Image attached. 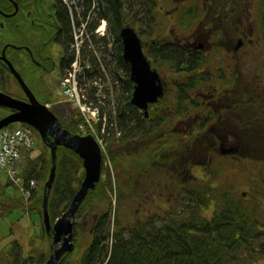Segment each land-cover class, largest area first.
Masks as SVG:
<instances>
[{"label": "trees", "instance_id": "obj_1", "mask_svg": "<svg viewBox=\"0 0 264 264\" xmlns=\"http://www.w3.org/2000/svg\"><path fill=\"white\" fill-rule=\"evenodd\" d=\"M92 3L102 7L103 14L111 22L112 32L110 31L108 40H113L114 53H109L106 44H103L99 51L95 50L93 40L96 38L90 25L91 39L85 36L82 51L79 54L80 64L83 66L80 78L82 82H85L94 76H101L106 81L107 76L101 71V69L104 71L106 67L112 74L116 73L114 71L116 66L121 72L118 77L109 76L110 80L115 77L119 78L117 81L111 80L110 87H114L117 83L124 89L121 101L116 105V118L119 125L109 126L107 124V134L104 136L106 147L114 163L118 186H113L111 171H108L105 180L100 179L96 187L90 189L76 213V247L73 251L66 253L59 264H254L256 260L264 256V224L262 225L260 219L256 217L264 208V198L260 196L261 192L264 193V186L258 188L256 196L251 193L250 198L243 193H238L233 186L216 184L211 174L216 170L221 171L217 163L224 161L235 165L237 162L219 155L220 149L215 150L219 143H215L212 133L206 130L207 121L203 116L200 117L199 123L196 121L189 131L185 132L169 123L171 120H169L168 113H165L163 117L159 116L157 107L150 106L148 115L131 101L133 87H128L125 77L129 76L130 67L123 56V41L120 34L121 28L125 25L127 11L122 9L120 4H116V8L122 10L111 17V0H92ZM139 6V0H130L127 4V8L135 16H138ZM260 18L264 36V0ZM68 21L71 24L72 33L66 44L67 51H69V61L66 67L75 58V52L71 50L74 26L81 25V20L77 15L72 16L71 14V19L68 18ZM91 24L95 26V22L91 21ZM191 63V61L188 63V68H191L190 73L184 78H179L180 89L177 93L179 117L188 109L186 101L189 94L187 88L182 87L191 86L194 79L190 77L196 76L198 72L197 66ZM196 63L194 61V64ZM185 71V68L180 69L179 74L184 75ZM205 78L201 75L197 84L204 85L202 81ZM224 81L229 82L226 78ZM96 97L92 91L91 98L95 104L100 105L102 111L100 120L95 123L100 130L104 116L107 117L108 122L111 121L110 124L114 122V118L111 114L106 115L108 113L106 99L103 97L102 101L96 102ZM204 109V106L194 105V111L197 113L202 114ZM8 111L6 107H0V118ZM210 113L211 111L207 114ZM60 118L64 126L73 133H84L79 127L80 117L76 116L75 112L68 114L66 118ZM160 125L162 127L159 129ZM117 126L122 131V134H119L121 136L118 137L116 135ZM157 129L159 131L162 129L165 134L158 144L147 145L141 151L138 149L133 153L130 151L131 155L127 154L129 143L146 138ZM258 133L261 138H264V127L262 132L258 131ZM40 143L39 151L35 155L31 154L32 149L28 150L29 152H23L29 159L20 172L23 184L28 186L32 179L37 181V188L32 190L30 198L25 199L23 195L16 198L8 194L3 184L0 187V217L6 216L18 202L21 206H26L31 216L37 217L40 222L42 234L40 243L36 245V237H34L31 247L27 253H24L22 243L18 239L13 240L10 246L1 250L0 264H46L50 250H46L45 245H49V249L52 246V233L47 232L43 219L44 188L52 165L51 149L41 138ZM257 144L253 148L254 157L250 156L253 161H258L261 157L264 160V140ZM193 152L209 153L213 159H217V163L214 162V165L210 163L211 166L207 167L210 170L205 172L209 174L205 183L185 184L175 180L170 172H166V169L175 163L177 166L180 164L187 171L192 167L191 164L202 165L201 160L194 161ZM246 157L248 156H243V158ZM145 158L146 164L143 160ZM132 160H137L138 163L135 164ZM152 162L162 165L161 175L167 186L155 187L157 190H151L149 196L154 197L158 191L167 199V203L158 212L142 218L137 214V205L134 203L141 202L147 190L146 186H139L138 181L135 180L139 179L137 176L140 166H147ZM241 164L242 162L240 166ZM154 166L155 164L152 167ZM132 168L134 169L129 176V169ZM84 175L85 170L80 155L73 149L60 145L57 173L49 195V212L53 222L71 203ZM133 183L137 186H133ZM7 184H13V182L9 179ZM114 188L116 190L113 213L115 224L112 228L113 197L110 192ZM106 202L109 206H105ZM131 208H135L136 217L130 213ZM209 209H211V215L206 213ZM87 222L90 223L89 228L84 226Z\"/></svg>", "mask_w": 264, "mask_h": 264}, {"label": "flooded vegetation", "instance_id": "obj_2", "mask_svg": "<svg viewBox=\"0 0 264 264\" xmlns=\"http://www.w3.org/2000/svg\"><path fill=\"white\" fill-rule=\"evenodd\" d=\"M75 1V5L70 7L63 0H0L1 90L25 100L29 99L13 72L8 62L10 61L22 76L25 72L31 79V83H29L24 78L37 98L44 103L51 102L50 98L54 96L52 74L55 70L62 74L69 61V51H67L66 44L72 29L68 18L71 19L73 13L79 17L81 24L86 22L88 30L90 25L93 28L96 38L93 40V44L96 51H99L102 45L106 44L109 53H114L113 40H108L111 22L103 14L102 7L92 3V0ZM129 1L111 0V17L117 15L122 9L127 11L125 25L130 23L137 28L143 39L144 51L152 59L153 65L163 59L168 61L176 59L181 63L175 70V75L164 72L160 68L166 92L159 101L151 103L149 109L150 106L157 107L158 115L162 117L165 113L175 109L176 116L170 117L169 120L174 122L175 128H181L185 132H188L191 125L195 124L196 121L199 123L200 117L203 116L207 121L206 125L211 124L212 126L214 124L209 131L212 133V139L215 143H219L215 150L220 149L222 143V148L229 146L236 148L235 151H228L224 154L220 153L219 150V155L235 160L236 165L239 166L243 156L254 157L253 148L259 142L258 137L260 135L258 130L253 127L245 129L241 126L239 111L244 102H264L263 89L260 87V83H256L253 87H248L249 89L241 92L236 88L237 70L232 71L234 68L233 60L240 59L244 48L249 46V42L255 41L254 34L255 31H258L252 25L250 15L243 13L247 0H202V5L201 0H172V6L168 7L160 5L161 0H139L138 16L133 15L127 8ZM158 3L159 5H157ZM116 4H120L122 9L116 8ZM216 4L217 6H215ZM157 6L159 7L156 10ZM212 8H215L213 13L211 12ZM234 13L235 16L229 20L228 17ZM166 14L174 17V25L179 26V31L174 33L172 30L173 35L171 36H162L159 33L155 37L152 36L156 28L165 26L162 17ZM101 17H107L108 27L104 34L99 35L97 27ZM256 17H260V10ZM184 19H188L187 22ZM220 20H222L221 25L219 24ZM91 21L95 22L94 27ZM218 24L219 29H217ZM148 25L151 26V30L146 27ZM186 31L189 32L186 33ZM211 35L215 36L216 39H211ZM239 43L241 45L237 47ZM81 51L82 46L80 53ZM214 53L222 54V58L227 63L218 78L214 76L212 71ZM67 54L68 56H66ZM70 54L72 53L70 52ZM98 54L100 55V53ZM125 61L130 67V74L129 76L126 75V84L130 88L133 87L134 90L135 81L131 77V66L126 59ZM189 61L192 62L191 65L197 66L198 72L196 76L190 77V79H194L191 86L182 87L187 88L189 94L186 104L189 110L187 109L179 117L178 108H173V106L177 105V93L180 89L179 78H184V75H188L191 71V68H188ZM194 61L197 63L194 64ZM183 68L186 69V74H178L179 70ZM101 71L110 76L116 75L118 77L121 75L117 66L114 68L116 72L114 74L108 67L104 68V71L101 69ZM201 75L206 77L202 81L204 84L202 86L197 84ZM224 78L228 79L229 82H225ZM251 94L254 97H250ZM194 105L204 106V112L202 114L195 112ZM1 107L9 109L5 115L11 112V108L7 106ZM51 108L59 117L66 118L67 115L65 116V110L62 107L56 108L55 103H51ZM140 110L145 111L142 108ZM209 111L211 113L207 114ZM161 127L162 125L159 126V129ZM240 129L251 130V134H240ZM206 155L207 158L200 161L202 163L200 167L203 175L209 177V174H205V172L210 170L207 167L212 161L211 157H208L210 154ZM191 165L192 167L187 172L192 177L193 170L197 166ZM193 175L195 176V173Z\"/></svg>", "mask_w": 264, "mask_h": 264}, {"label": "rangeland", "instance_id": "obj_3", "mask_svg": "<svg viewBox=\"0 0 264 264\" xmlns=\"http://www.w3.org/2000/svg\"><path fill=\"white\" fill-rule=\"evenodd\" d=\"M171 1L172 0H161L160 5L161 4L165 5V7L172 6ZM262 1L263 0H251V1L247 0L246 1L245 10L243 13H245L246 15H250V17L252 18V25L254 26L255 29H258V31H255V34H254L255 41L249 42V46L245 47L243 50V53H241L240 59L237 61L233 60L234 68H232V71H234V69L237 70L236 76L238 77V79H237L236 88H238L241 92L245 91L246 89H249L248 87L250 88L253 87L256 83H260V87L263 89L262 95H264V36L262 34L261 18L256 17L258 15V11L261 10L262 8ZM157 5H159V3ZM201 5H202V0H201ZM215 6H217V4ZM158 7L159 6H157L156 10L158 9ZM214 11H215V8H212L211 12L213 13ZM155 14H159V13H155ZM234 16H235V13L233 15H230L228 19L231 20ZM190 17L192 16L190 15ZM162 19H163L165 26L162 28H156L155 33H153L152 36L155 37L158 33L162 36H171L173 35L172 30H174V33L179 31L178 29L179 26L177 24L174 25L175 23L174 17H172L169 14H166L162 17ZM184 20L187 22L188 19H184ZM221 21L222 20L219 21L220 25H221ZM219 24H218L217 29L220 28ZM146 27H148L151 30V26L148 25ZM188 32L189 31H186V33ZM210 38L216 39V37L213 35H211ZM214 57L215 59L213 62L212 71L214 73V76L218 78L220 76V73L223 71V68L227 66V63L222 58V54L220 53H214ZM154 65L157 68H159V70L161 68L163 69L164 72H170L172 75H175L176 74L175 70H177V68L181 65V63L177 61L176 59L171 60V61L163 59L160 62H155ZM60 75H61V72L57 70H55L52 74L54 81L53 79L51 81L53 82L52 89L54 92L53 93L54 96L53 94H50L53 97L50 98L51 102L49 103L51 104V103L56 102L55 103L56 108L62 107L65 110V116L68 114L74 113V112H75V115L77 116L79 115V112H78L79 110L73 107L70 104L71 103L70 101H66L67 98L61 90ZM23 76L27 82L31 83V79L26 75L25 72ZM118 79L119 78L115 77L114 79H111V80L117 81ZM114 87L112 86L110 88L111 93H109L107 97H105L106 110H108V113L106 111L105 112L107 113L106 114L107 116L111 114V116L115 120L116 113H117L116 105L117 103L121 101L122 93L124 92V89L120 87L117 83L114 84ZM250 97H254V95L251 94ZM173 108L177 109V105L173 106ZM239 113H240L239 117L241 119V126L243 128L249 129L250 127H253L256 130L262 132L263 127H264V102L263 101H261L260 103H254V101L244 102ZM168 114L170 117H175L177 112L175 109H173V111L169 112ZM105 117L106 116L102 118L103 123L107 121V124H110L109 122L111 121L108 122V120H106ZM169 123L171 125L174 124V122H169ZM13 124L16 125L18 124V122H15ZM112 126H113V123H112ZM82 131L84 133L88 132L86 128L82 129ZM97 132L102 134L103 136L105 134V130L103 129L100 131L97 130ZM38 133L39 131L35 130V133L33 134L34 140H33V144H31L32 146L31 154L32 155H35L39 151V147L41 146L40 138L42 139V137L40 133L39 134ZM240 134H243V135L251 134V130L240 129ZM164 135L165 134L163 133L162 129L160 131L159 129H157L156 132L147 136L146 138L129 143L128 144L129 147H127L126 152L128 155H131V152L133 153V151H136L138 149H140L141 151V149L145 148L147 145L153 146V144H158L160 139H162ZM258 138H259V143H261L262 142L261 136H259ZM105 151H106V156L104 158L105 167H104L101 180L104 181L105 178L108 176V171H111L113 186H118L117 179L115 177L116 171H115L112 157L109 154L108 148H106ZM192 155L195 158L194 161L196 162L198 160L203 161L205 158H207V155L201 152L200 153L193 152ZM208 157H211V156L209 155ZM262 158L263 157H261V159H259L258 161H253V159L250 156H248L241 160L242 164L241 166H239V165H236V163L234 165L233 163H226L224 161H221V163L218 164L217 159H213L211 157L212 164L216 162L221 170V171L216 170L215 173L211 174V177L216 181L217 185L220 184L221 186H230V187L233 186L235 189H237L238 193H243L244 195L248 197L250 196L251 198V193L255 194L256 196V194H258L257 193L258 188H260V186H264V181H263L264 179V172H263L264 171V160ZM143 160H144V163L146 164V158ZM27 162H29V159L26 157V154H23L17 161V166H15L16 170L19 171V174L15 180L13 176L11 175V173L7 172L5 169L0 170V187L3 184L8 194L16 198H19L22 196V189L19 186H23V179H22V176L20 175V172L22 169H24ZM133 162L135 164L138 163L137 160L136 161L134 160ZM153 164H155L154 167H152ZM161 167L162 165L154 163V162H152L150 165H147V166H143V167L140 166L142 176L140 175L141 182L139 185L146 186L147 192L144 193L145 194L143 198L144 201L142 199L141 202L134 203V204L137 205V208H136L138 212L137 214L141 215L142 218L148 217L149 215H152L158 212V210L162 206L166 205L167 203V199L164 196H161L160 195L161 193L158 191L155 193L154 197L149 196V193L151 192V190H157V188L155 187L167 186V183L164 182L163 177L161 175L162 173V169L160 170ZM133 169L134 168L129 169V176L131 175ZM166 172H170L171 175H174L173 177L175 178V180H179L185 184L186 183L190 184L191 182H193L194 184L198 182L205 183L208 180V177L206 175L203 176V172L201 170V167L199 166H197L195 170H193V173H195V176L192 173V177L188 175L187 170H185L180 164H178L177 166L176 163L174 165H170L169 168L166 169ZM9 179L13 182V184H9V185L7 184ZM165 181L168 182V180H165ZM123 182L126 183V181H123ZM181 182H179L180 185H182ZM124 185L131 186L130 184H124ZM154 185H157V186H154ZM110 193H111V196L113 197L112 212H111L112 214L111 227L113 228L115 224L114 214H113L115 210V198H116L115 188ZM260 196L264 198V193L261 192ZM18 204L19 202L15 204L14 207H12V210L9 211L6 214V216L0 217V252L1 250L6 249L8 246H10V244L15 239H18L22 243L24 253H27L28 249L31 247V241L33 240L34 237H36V245L40 243V236L42 234H41V225H40L38 218L35 216H31L26 206L23 207L20 204L19 205ZM105 206H109L108 202L105 203ZM263 206H264V203H263ZM130 213L133 215V217H136L137 215L135 208H131ZM206 213L208 215H211L212 213L211 209H209L208 212L206 211ZM256 217L260 219V221L262 222L261 224L263 225L264 224V208L263 210H261L260 215H257ZM84 226H87L89 228L90 223L87 222ZM45 249L50 250L51 252V247L49 249V245H45ZM50 252L48 253L50 254ZM49 254H47L48 257H49ZM254 264H264V256L260 258L259 260H256Z\"/></svg>", "mask_w": 264, "mask_h": 264}, {"label": "water", "instance_id": "obj_4", "mask_svg": "<svg viewBox=\"0 0 264 264\" xmlns=\"http://www.w3.org/2000/svg\"><path fill=\"white\" fill-rule=\"evenodd\" d=\"M121 34L123 55L131 66V77L135 81L131 101L149 115V105L165 95L162 76L144 51L143 39L136 27L126 24L121 29ZM240 45L241 43L237 47ZM8 62L29 99L19 98L0 89V106L11 108L10 113L0 118V129L15 122H26L39 131L43 141L51 148L53 164L45 183L43 219L47 232L53 235V242L46 264H59L62 257L75 248L76 213L90 189H94L102 177L103 148L92 133H73L65 127L56 112L37 98L22 74ZM60 145L69 147L80 155L85 175L68 208L53 222L49 212V195L57 173V149ZM235 150L231 146L221 147L222 153Z\"/></svg>", "mask_w": 264, "mask_h": 264}, {"label": "built area", "instance_id": "obj_5", "mask_svg": "<svg viewBox=\"0 0 264 264\" xmlns=\"http://www.w3.org/2000/svg\"><path fill=\"white\" fill-rule=\"evenodd\" d=\"M71 5L74 0H63ZM103 25L97 27V31H103ZM90 32L86 27V22L81 25L74 26V38L71 42V50L75 52V58L69 66L66 67L65 73L61 78V90L66 98L71 102L73 107L77 108L80 117L82 116V128H87L99 140L103 150L106 143L104 136L97 132L95 127L96 121L101 117V107L94 103L91 98V92L97 96L95 101H102L103 97H107L110 91V85L101 76H94L92 79L82 82L80 72L83 66L80 64V48L85 40V36H89ZM89 65V64H88ZM105 88L107 89L105 91ZM107 120V117H105ZM109 126L112 125L108 124ZM107 121L103 123L100 130L107 132ZM98 130V131H100ZM33 129L28 124L18 126L5 127L0 129V170L5 169L11 173L14 180L17 178V170L15 168L16 161L21 157L23 150L31 148L34 136Z\"/></svg>", "mask_w": 264, "mask_h": 264}, {"label": "bare ground", "instance_id": "obj_6", "mask_svg": "<svg viewBox=\"0 0 264 264\" xmlns=\"http://www.w3.org/2000/svg\"><path fill=\"white\" fill-rule=\"evenodd\" d=\"M188 103V101H186V104ZM72 105V104H71ZM73 106V105H72ZM116 117H117V113H116ZM115 117V120H114V122H113V124H115V125H113V126H116V124L117 125H119L118 124V119ZM82 118H80V122H82V120H81ZM103 126V125H102ZM112 126V125H111ZM212 129V127H211V124L208 126V125H206V130L208 131V130H211ZM106 134H107V132L104 134L105 136H106ZM119 134H122V131H121V129L117 126L116 127V135H117V137L118 136H121V135H119ZM106 146H107V144H106ZM106 148L107 147H105V150H106ZM30 149H32V148H29V149H26V150H24V151H28V150H30ZM51 149V148H50ZM105 150H103V153H104V158H105V155H106V151ZM29 152V151H28ZM51 159H52V152H51ZM83 160V159H82ZM52 164H53V162H52ZM211 164H212V162H211ZM210 164V165H211ZM209 165V166H210ZM83 166H84V164H83ZM200 166H202V165H199V167ZM51 167H52V165H51ZM57 167H58V149H57ZM84 170H85V167H84ZM50 175V174H49ZM142 176V172H141V170H139V173H138V178L139 179H136L135 181H138V184H140V182H141V176ZM49 178V177H48ZM47 181V180H46ZM46 183V182H45ZM133 186H137V184L136 183H133ZM140 186V185H139ZM19 187H21V189H22V195L25 197V199H29L30 198V196L32 195V190H34L35 188H37V181L35 180V179H32L31 181H30V184L28 185V186H26V185H24L23 184V186H19ZM44 191H45V188H44ZM52 242H53V235H52ZM52 247V246H51ZM75 247H76V242H75ZM75 249V248H74ZM73 251V250H72ZM71 252V251H70Z\"/></svg>", "mask_w": 264, "mask_h": 264}]
</instances>
